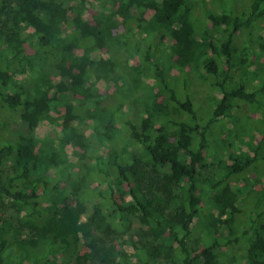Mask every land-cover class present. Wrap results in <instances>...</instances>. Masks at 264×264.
<instances>
[{"label":"trees","instance_id":"16d2710c","mask_svg":"<svg viewBox=\"0 0 264 264\" xmlns=\"http://www.w3.org/2000/svg\"><path fill=\"white\" fill-rule=\"evenodd\" d=\"M95 1L87 20L90 0H0V264H264L245 175L264 127L250 145L235 113L264 116V0ZM122 51L136 63L119 73ZM173 69L219 97L196 107Z\"/></svg>","mask_w":264,"mask_h":264},{"label":"rangeland","instance_id":"374dc122","mask_svg":"<svg viewBox=\"0 0 264 264\" xmlns=\"http://www.w3.org/2000/svg\"><path fill=\"white\" fill-rule=\"evenodd\" d=\"M242 0H236L235 4L237 5V7H239L240 9V4H241ZM91 4L87 6L85 12H84V17L87 20L91 19V13L94 9H96L97 4L95 0H90ZM217 1L215 0H211V1H206L205 6L207 8H211V9H215L217 6ZM217 9V8H216ZM195 13L200 16V17H205V15L203 14L202 11V7H196L195 8ZM151 11H149L147 13V15H150ZM126 27H124L123 25L119 24L118 28L116 29V31H119V33H122L123 35L128 33V30L125 29ZM128 35V34H127ZM244 37H238L237 38V42H240V40H242ZM103 55H107V53L103 50L102 51ZM159 53L161 55H166V46H162L159 49ZM127 53L122 51L120 53L119 56V65H118V72H123L125 69H131L132 67H134L135 63H136V59H135V55L132 53L129 54V57H127ZM186 73L185 75L181 74L180 72L176 71L175 69L172 70V72L174 74H178L177 76H183L185 79H189V87L191 89L192 95H193V102L195 104L196 107H205L206 105H208L210 100V97H219V94L212 90L210 87H208V85L201 80L198 71H194V70H190L189 74L187 73V69L185 70ZM35 73V75L37 74L36 71H33ZM29 72H27L28 74ZM26 76L25 74H16L14 75V79H16L17 81L22 80V77ZM118 84L122 87L123 86V81L121 79L118 80ZM99 90L100 93L104 96H106L108 93H110V87L108 85H104L103 83L99 84ZM126 111H127V117L129 119H133V120H137V109L136 108H131L129 105H127L125 107ZM237 114L238 119H240V122L244 123V121H246V126H248V129H250L251 127L254 128L255 126V130L253 131V137L251 139V143L253 146L255 144H257L259 141L262 140V135L263 133L261 132V130H259V128L257 129L256 126H259L261 128L264 127V116H262V114L260 112H258V110H253L252 108L248 107L247 105L240 103L239 108L236 110L235 112ZM4 116H6V113H3ZM54 116V114H51ZM54 120V119H52ZM54 122V121H53ZM222 124V128L223 131L221 133V136H224V132L228 129H231L233 126V122L232 121H227V120H222L221 121ZM58 130L57 127H55V129H53V127L51 128V126H48L47 131L43 132V134H40L41 137H46V133L48 134V136H53L55 135L56 131ZM213 130V128H212ZM251 131V130H250ZM1 132V130H0ZM213 132H215V129L213 130ZM216 133V132H215ZM1 135H3V133H0V138ZM215 137V136H214ZM247 138V137H246ZM240 139L242 142L244 140V142H246V140L248 139ZM210 142H209V146H207V150L209 152V154H211V156L214 154V146L216 145V140H214V138L210 137ZM213 139V140H212ZM217 139V138H216ZM263 141V140H262ZM243 142V143H244ZM249 142H250V138H249ZM264 143V141L262 142ZM239 149L240 148H245V145H241L238 144ZM264 153V149L262 151ZM210 156V158H212ZM66 160L67 162V166L69 167V163H71L72 161H75V156H73L71 154V150L68 149V156H67ZM85 161L89 160L87 158H84ZM210 171V170H209ZM208 172V171H207ZM205 172V173H207ZM245 175L247 177V179L249 180L248 185L249 187L252 186L254 188L255 191H264V160L260 159V161L257 163L256 165L251 168L250 170L245 172ZM238 185L242 186L244 184V180L239 178V180L235 181ZM98 182L97 179H91L88 181V188L97 186ZM65 187L68 190H71L69 185L65 184ZM249 210H247L248 212ZM258 211L259 213H261L262 215H264V195L263 198L261 199V202L258 206ZM257 211V212H258ZM200 235L199 232L197 230H195L194 232V236H198ZM230 248H233L232 250H235V246H232ZM224 249V248H223Z\"/></svg>","mask_w":264,"mask_h":264}]
</instances>
